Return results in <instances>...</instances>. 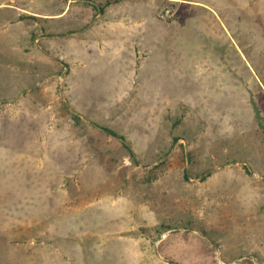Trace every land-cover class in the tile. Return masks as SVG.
Instances as JSON below:
<instances>
[{
  "label": "rangeland",
  "instance_id": "rangeland-1",
  "mask_svg": "<svg viewBox=\"0 0 264 264\" xmlns=\"http://www.w3.org/2000/svg\"><path fill=\"white\" fill-rule=\"evenodd\" d=\"M112 1L0 0V264H264V0Z\"/></svg>",
  "mask_w": 264,
  "mask_h": 264
},
{
  "label": "crops",
  "instance_id": "crops-1",
  "mask_svg": "<svg viewBox=\"0 0 264 264\" xmlns=\"http://www.w3.org/2000/svg\"><path fill=\"white\" fill-rule=\"evenodd\" d=\"M99 4H102V2L106 1V0H96ZM112 1V0H111ZM147 0H145L146 2ZM187 1V2H186ZM120 2H123L122 0H114L109 4H106L105 7H102L103 9H101V13L100 15H98L96 18L99 19V22L102 20V26H121L124 27V25L128 26L129 24L132 23H136V20L132 19L130 15L127 14V12L124 11V8L121 7ZM160 2H164V3H170V4H174L177 6H187V7H193V8H205V9H209L213 10V8L208 4L205 3L203 1L200 0H156V5L155 7L158 6V4ZM124 4V3H123ZM149 6H153L154 4H148ZM69 9L67 6V2H66V7L64 8V11L60 13H68Z\"/></svg>",
  "mask_w": 264,
  "mask_h": 264
},
{
  "label": "trees",
  "instance_id": "trees-1",
  "mask_svg": "<svg viewBox=\"0 0 264 264\" xmlns=\"http://www.w3.org/2000/svg\"><path fill=\"white\" fill-rule=\"evenodd\" d=\"M167 4H169V5H174V4H170V3H167ZM171 6V7H172ZM103 131H105L106 133H108L109 135H111V136H113V137H116L117 139H119V140H121V141H124V138H123V136H120V135H118L116 132H114L113 130H110L109 128H102V127H100ZM123 145L124 146H126V143L125 142H123Z\"/></svg>",
  "mask_w": 264,
  "mask_h": 264
},
{
  "label": "built area",
  "instance_id": "built-area-1",
  "mask_svg": "<svg viewBox=\"0 0 264 264\" xmlns=\"http://www.w3.org/2000/svg\"><path fill=\"white\" fill-rule=\"evenodd\" d=\"M172 15H173L172 10L166 8V9H164L162 12H160V14H159V18H160V19H168V18H170Z\"/></svg>",
  "mask_w": 264,
  "mask_h": 264
},
{
  "label": "bare ground",
  "instance_id": "bare-ground-1",
  "mask_svg": "<svg viewBox=\"0 0 264 264\" xmlns=\"http://www.w3.org/2000/svg\"><path fill=\"white\" fill-rule=\"evenodd\" d=\"M226 264V263H225Z\"/></svg>",
  "mask_w": 264,
  "mask_h": 264
}]
</instances>
